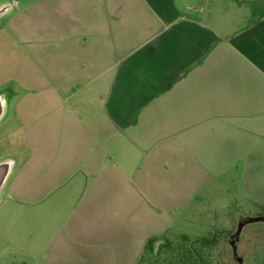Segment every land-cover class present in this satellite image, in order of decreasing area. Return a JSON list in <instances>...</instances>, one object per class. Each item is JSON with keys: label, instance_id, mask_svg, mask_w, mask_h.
I'll list each match as a JSON object with an SVG mask.
<instances>
[{"label": "crops", "instance_id": "0c3cea01", "mask_svg": "<svg viewBox=\"0 0 264 264\" xmlns=\"http://www.w3.org/2000/svg\"><path fill=\"white\" fill-rule=\"evenodd\" d=\"M196 1L0 0L15 3L0 18V95L14 83L2 120L12 109L21 136L6 182L16 201L117 202L127 187L132 204L180 209L198 176L182 171L263 148L264 16L230 33ZM100 249L98 264L134 260Z\"/></svg>", "mask_w": 264, "mask_h": 264}, {"label": "rangeland", "instance_id": "374dc122", "mask_svg": "<svg viewBox=\"0 0 264 264\" xmlns=\"http://www.w3.org/2000/svg\"><path fill=\"white\" fill-rule=\"evenodd\" d=\"M197 5L208 10L211 25L230 33L264 16V0L254 6L225 0H201ZM15 65L10 55L4 75L13 77ZM13 87L10 82L3 89L8 100ZM12 117L11 109L0 121V160L15 159L21 136L11 134L16 128ZM229 156L231 162L224 167L220 154L210 159L204 155L208 170L182 171L184 178L190 173L198 176L185 181L197 188L182 196L180 209L167 203L168 210H159L147 199L132 204L127 187H120L117 202H19L10 195L12 175L0 203V264H98L95 254L102 252L101 245L113 261L128 247L134 253L129 264H153L151 254L141 259L151 237L156 238V247L168 241L175 251L198 248L206 264H264V146L241 159L238 150L231 149ZM180 188L170 186L166 191L176 193ZM108 211L117 212V218L96 215ZM113 220L116 224L105 226ZM159 257L178 259L169 250L160 251Z\"/></svg>", "mask_w": 264, "mask_h": 264}, {"label": "trees", "instance_id": "16d2710c", "mask_svg": "<svg viewBox=\"0 0 264 264\" xmlns=\"http://www.w3.org/2000/svg\"><path fill=\"white\" fill-rule=\"evenodd\" d=\"M157 240L155 237L149 238V240L146 242L142 254V261L146 259V253L151 254V257L154 259L153 264H206V260H202V253L198 251V248L192 247L190 249H186L185 251H179V250H174L173 246L170 242L162 243L160 247H156ZM162 250H169L172 254H175L178 256V259L176 258V261H172L170 258L168 259H157L158 254ZM202 251V250H201ZM155 257V258H154ZM199 260V263L198 261Z\"/></svg>", "mask_w": 264, "mask_h": 264}, {"label": "water", "instance_id": "95a60500", "mask_svg": "<svg viewBox=\"0 0 264 264\" xmlns=\"http://www.w3.org/2000/svg\"><path fill=\"white\" fill-rule=\"evenodd\" d=\"M15 3H7L5 5L0 6V18L5 15L7 12H9ZM6 108H7V99L4 94L0 95V121L4 118L6 114ZM13 160L12 159H3L0 160V203L2 199V192L6 185V182L11 174L12 168H13Z\"/></svg>", "mask_w": 264, "mask_h": 264}]
</instances>
